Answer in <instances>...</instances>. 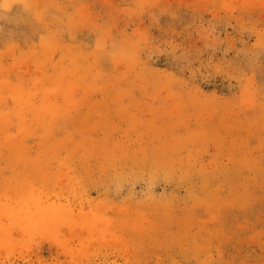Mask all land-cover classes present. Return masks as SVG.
Segmentation results:
<instances>
[{"label": "rangeland", "instance_id": "1", "mask_svg": "<svg viewBox=\"0 0 264 264\" xmlns=\"http://www.w3.org/2000/svg\"><path fill=\"white\" fill-rule=\"evenodd\" d=\"M0 264H264V0H0Z\"/></svg>", "mask_w": 264, "mask_h": 264}]
</instances>
